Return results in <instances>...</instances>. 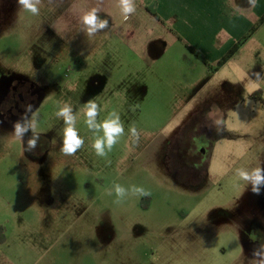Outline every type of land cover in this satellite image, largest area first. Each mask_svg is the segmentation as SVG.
I'll list each match as a JSON object with an SVG mask.
<instances>
[{"label": "rangeland", "instance_id": "1", "mask_svg": "<svg viewBox=\"0 0 264 264\" xmlns=\"http://www.w3.org/2000/svg\"><path fill=\"white\" fill-rule=\"evenodd\" d=\"M133 3L125 17L119 0H40L33 15L0 0V86L23 77L42 94L20 137L0 122V264L264 261V183L255 193L238 175L264 169V25L188 43L151 16L156 0ZM93 9L107 24L90 33ZM90 100L97 124L115 112L124 126L104 156ZM66 105L84 141L73 155L61 152ZM204 120L210 165L194 172L172 145ZM28 133L49 139L45 156L26 152Z\"/></svg>", "mask_w": 264, "mask_h": 264}, {"label": "flooded vegetation", "instance_id": "2", "mask_svg": "<svg viewBox=\"0 0 264 264\" xmlns=\"http://www.w3.org/2000/svg\"><path fill=\"white\" fill-rule=\"evenodd\" d=\"M41 97L40 89L35 83L23 77H4L0 86V122L9 126L10 130L15 129L17 123L21 126L26 124L41 106ZM198 125H194L172 145V150L177 147L179 156L188 162L194 172L207 170L210 165L207 162L213 149V143L209 141L214 132L212 122L204 120ZM32 139L36 140L35 147L28 144ZM25 147L28 154L41 157L49 152L50 141L47 137L28 133Z\"/></svg>", "mask_w": 264, "mask_h": 264}, {"label": "crops", "instance_id": "3", "mask_svg": "<svg viewBox=\"0 0 264 264\" xmlns=\"http://www.w3.org/2000/svg\"><path fill=\"white\" fill-rule=\"evenodd\" d=\"M156 5L159 20L151 16L172 22L177 38L186 42L215 40L221 28L234 37L264 16V0H156Z\"/></svg>", "mask_w": 264, "mask_h": 264}, {"label": "clouds", "instance_id": "4", "mask_svg": "<svg viewBox=\"0 0 264 264\" xmlns=\"http://www.w3.org/2000/svg\"><path fill=\"white\" fill-rule=\"evenodd\" d=\"M17 2L25 11L30 12L33 15H37L39 13L37 5L40 3V0H17ZM250 2L254 3L255 0H250ZM119 4L125 17H128L130 14L135 12L133 0H119ZM83 23L88 25L89 32L91 33L95 31L97 27H104L107 24V21H101L98 23L96 10L93 9L83 17ZM28 107L30 109L31 106L29 105ZM86 109L85 115L87 117L86 123L88 127H95L97 130H102L103 132L102 137L95 139L94 143L92 144V148L94 149L96 155L104 156L106 154L105 148L110 151L117 143L118 138L123 135L124 126L120 121L119 115L115 112H112L110 117L105 119L101 124H97L96 117L98 115V105L93 100H90L87 103ZM56 115L62 116L66 124L61 152L64 155H73L84 144V141L78 134L75 126L76 117L72 114L71 108L67 105L59 109ZM24 131H26V129L22 128L19 123L15 125V134L17 137H20ZM130 131L133 133V135H136V129L134 127L131 128ZM28 144L30 147H35L36 140H29ZM262 173H264V169L261 168L254 169L251 174L242 169L239 171L238 175L242 180L251 182L253 185L252 191L258 193V185L264 183V174ZM133 191L139 192L142 195H151V192L144 189L143 187L134 186ZM115 192L118 197H122L125 193V189L121 185L116 184ZM261 264H264V261H262Z\"/></svg>", "mask_w": 264, "mask_h": 264}, {"label": "trees", "instance_id": "5", "mask_svg": "<svg viewBox=\"0 0 264 264\" xmlns=\"http://www.w3.org/2000/svg\"><path fill=\"white\" fill-rule=\"evenodd\" d=\"M148 11H149L150 14H152L156 19L159 20V18H158V16L156 15L155 12L151 11L150 9H149ZM263 24H264V16L261 18L260 23H259V26H262ZM189 48L191 49L192 52H194V50H193L191 47H189ZM239 49H240V48H239L238 46H236V47L230 52V54H229L228 56H226L225 58H223V59L219 62V65H220L221 67L224 66L229 60H231L232 58L235 57V55L238 53Z\"/></svg>", "mask_w": 264, "mask_h": 264}]
</instances>
